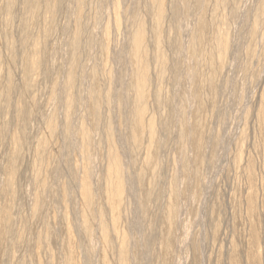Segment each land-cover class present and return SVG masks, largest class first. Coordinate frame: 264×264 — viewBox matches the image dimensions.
Returning <instances> with one entry per match:
<instances>
[{
    "label": "rangeland",
    "instance_id": "obj_1",
    "mask_svg": "<svg viewBox=\"0 0 264 264\" xmlns=\"http://www.w3.org/2000/svg\"><path fill=\"white\" fill-rule=\"evenodd\" d=\"M6 3L0 264H264V0H166L159 28L151 0ZM139 21L153 138L133 109ZM111 135L124 173L118 200Z\"/></svg>",
    "mask_w": 264,
    "mask_h": 264
},
{
    "label": "bare ground",
    "instance_id": "obj_2",
    "mask_svg": "<svg viewBox=\"0 0 264 264\" xmlns=\"http://www.w3.org/2000/svg\"><path fill=\"white\" fill-rule=\"evenodd\" d=\"M37 1L38 0H26V2L29 3L30 8H32V9H34L35 7H37V4H38ZM77 1H79V0H77ZM11 3H12V0H7V3H6L7 5L6 6H7V9L8 10L10 9V7L12 5ZM151 3L152 4L153 3H156V7H155L156 8V13H155L156 14V22H155L156 24L154 25V27L157 26V28H159V26H161L160 24H162L161 21H162V19L165 16L164 13H165V7H166V0H151ZM78 18H79V16H78ZM144 26L145 25H143V23L141 21H139L138 24H137V26H136V28H135L136 30L134 31V33H133V35L131 37V40H130V44L132 46L131 47V57L136 62L135 63L136 64V66H135L136 68H135V72H134L135 73L134 76L136 77V80L134 82L135 84L132 87V89L134 90V93H135V101L136 102L134 103L135 106H134L133 109H134L135 116H136V119H137V124L140 127H145L147 129V133H149L150 137H152L155 134L154 133V131H155L154 121L152 119H144V116H145V106H143V105L145 104V102L143 101L144 104H143V102H142L143 105L141 104L142 96H143L144 92H146L145 90L147 89L146 86H147V79H148V75H149L148 74V67H147V60L145 59V54H146V52H145L146 50L145 49H147V48L145 47V44H144L145 29H146V27L144 29ZM158 32H160V30ZM78 36H79V31H76L75 34H74V36H73V46H76L77 43L79 42ZM219 42H220L218 44L219 50H221V51L226 50V44L224 42H222V41H219ZM34 48H35V46H34ZM34 50H36V49H33V51ZM36 53H37V51L34 52V55L32 53L33 56H31V58H30V60L28 62L29 63V68L31 70L32 69L35 70V67L38 65V62H37L38 61V58H37V54ZM162 56H163V54L162 53H159L156 56V58L159 59L161 62H163V59L164 58H162ZM9 63H11V60H10ZM66 84L68 85V87H70L72 85V78L71 77H69V79L66 81ZM160 90H159V92H160ZM156 93H158V92L156 91ZM72 100L73 99H72V96H71V98H69L67 100V106L70 107V103H71ZM51 126H54V125H51ZM50 130L51 129H49V131ZM107 130L109 132L110 130H112V128L110 127V130L107 128ZM132 131L134 132V130H132ZM48 134H47V136H48ZM79 134L82 136V142L84 144L85 143H88L87 140H89V139H88V135H87V132L85 131V129L82 128L81 129V133H79ZM131 134H133V133H131ZM134 134H135V132H134ZM111 137H112V135L109 137V146H110V149L109 150L110 151H109V160H108V175H107V180H108V186H109L110 193H112V197L113 198L114 197H117V200H118V199L121 198V196L123 195V193L125 191V185H124V179H123V174L124 173H123V169L121 168V164H120L121 163L120 162V156L117 153V149L115 148L114 139H113V137L111 139ZM48 138H50V137L48 136ZM150 140H151V138H150ZM17 141L15 139V142L16 143H17ZM42 142H44V140ZM16 143H14V144H16ZM45 143H47V141H45ZM43 146H42V148H43ZM12 158H13V156H12ZM12 160L13 159H11L10 161H12ZM87 183H88V181L86 180V175H85L84 176V179H83L82 186H81V191H80V193L82 195L81 210H82L84 219H87V217H88V215H87V213H88L87 207H88V205L90 203V200H91V195H90L91 194V190H90V187H89L90 185H88ZM113 198H112V200H113ZM84 224H85V222H84ZM99 224L101 225L102 240H104L103 242L106 243V242L109 241V240L107 241V239H106V232L108 230L107 229V225L104 224V222L102 221V218H99ZM125 244H126L125 243V240H123L122 243L119 244L120 245L119 247H120V253L121 254H123V251L125 250ZM104 246H107V243H106V245L104 244ZM125 256H126V254H125ZM121 257L122 256H120V258ZM124 259H125V257H124Z\"/></svg>",
    "mask_w": 264,
    "mask_h": 264
}]
</instances>
